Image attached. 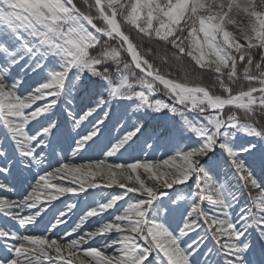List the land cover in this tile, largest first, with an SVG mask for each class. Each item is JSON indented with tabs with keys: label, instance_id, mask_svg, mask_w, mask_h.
Listing matches in <instances>:
<instances>
[{
	"label": "snow or ice",
	"instance_id": "obj_1",
	"mask_svg": "<svg viewBox=\"0 0 264 264\" xmlns=\"http://www.w3.org/2000/svg\"><path fill=\"white\" fill-rule=\"evenodd\" d=\"M0 218V264H264V0H0Z\"/></svg>",
	"mask_w": 264,
	"mask_h": 264
},
{
	"label": "trees",
	"instance_id": "obj_2",
	"mask_svg": "<svg viewBox=\"0 0 264 264\" xmlns=\"http://www.w3.org/2000/svg\"><path fill=\"white\" fill-rule=\"evenodd\" d=\"M139 43V41L137 40ZM147 47V45H145ZM154 52L156 53V60L157 63H162V59L164 57L163 50H156L154 49ZM152 58V57H150ZM164 70L168 71L167 66H164ZM172 74L175 78H183L184 76H188L190 79L195 80L196 82L203 83L209 87L214 88L217 92H219V88L217 85H215L214 81L211 79L208 75H201L198 70H194L193 66L190 62H185L182 66H177L175 64L172 65L171 68Z\"/></svg>",
	"mask_w": 264,
	"mask_h": 264
},
{
	"label": "rangeland",
	"instance_id": "obj_3",
	"mask_svg": "<svg viewBox=\"0 0 264 264\" xmlns=\"http://www.w3.org/2000/svg\"><path fill=\"white\" fill-rule=\"evenodd\" d=\"M111 134H112L113 136L116 135V130L113 129ZM107 135H108V134L106 133V136H107ZM95 154H96V153H90L89 155H95ZM69 155L71 156V153H69ZM76 162H80L79 159H77ZM69 202H73V201H69ZM80 205H81V207H83V206H84V202L81 201V202H80ZM61 207H63V205H62ZM72 219H75V217H72ZM6 223H7V222H6L3 218H0V224H6ZM34 232L38 234L40 231H34Z\"/></svg>",
	"mask_w": 264,
	"mask_h": 264
},
{
	"label": "bare ground",
	"instance_id": "obj_4",
	"mask_svg": "<svg viewBox=\"0 0 264 264\" xmlns=\"http://www.w3.org/2000/svg\"><path fill=\"white\" fill-rule=\"evenodd\" d=\"M62 206V205H61ZM42 229H40V228H37V229H33L32 231L34 232V231H41Z\"/></svg>",
	"mask_w": 264,
	"mask_h": 264
}]
</instances>
